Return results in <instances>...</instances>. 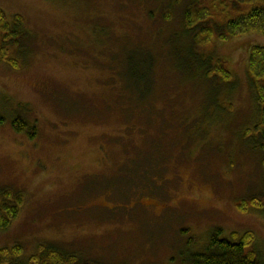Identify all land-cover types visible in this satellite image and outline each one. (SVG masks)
I'll use <instances>...</instances> for the list:
<instances>
[{
  "label": "rangeland",
  "instance_id": "obj_1",
  "mask_svg": "<svg viewBox=\"0 0 264 264\" xmlns=\"http://www.w3.org/2000/svg\"><path fill=\"white\" fill-rule=\"evenodd\" d=\"M191 4L0 0L29 35L10 51L18 68L0 62V188L24 197L0 249L191 264L221 228L251 232L264 264V155L244 135L259 120L248 52L264 37L194 43ZM217 61L228 82L205 77ZM250 198L260 208H237Z\"/></svg>",
  "mask_w": 264,
  "mask_h": 264
},
{
  "label": "trees",
  "instance_id": "obj_2",
  "mask_svg": "<svg viewBox=\"0 0 264 264\" xmlns=\"http://www.w3.org/2000/svg\"><path fill=\"white\" fill-rule=\"evenodd\" d=\"M183 11L184 26L192 32L194 43L207 45L215 41L226 43L233 39L256 34L264 37V0H191ZM24 19L19 15L8 16L0 9V62L18 68L10 57V51L21 48L28 39ZM211 67V66H210ZM208 68L205 77L217 76L222 82L230 80V74L221 61ZM247 70L254 89L258 121L245 137L252 139L264 155V47L252 46L248 52ZM12 128L18 134L27 133L28 125L20 117L13 120ZM29 133V132H28ZM27 133V134H28ZM33 134V132H31ZM34 134L31 135V139ZM259 151V152H260ZM260 153V154H261ZM264 169V156L261 160ZM24 197L20 192L0 188V232L7 231L18 219ZM237 208L243 212L258 209L255 198L246 199ZM254 241L251 232L225 234L215 228L206 244L191 256V264H260L256 255L248 251ZM198 242H194L196 245ZM0 264H99L84 261L77 256L55 248L40 246L25 257L20 245L0 249ZM102 264V263H101Z\"/></svg>",
  "mask_w": 264,
  "mask_h": 264
}]
</instances>
